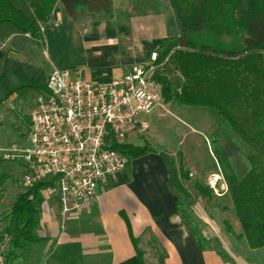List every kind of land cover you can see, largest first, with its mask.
Returning a JSON list of instances; mask_svg holds the SVG:
<instances>
[{"label": "trees", "instance_id": "16d2710c", "mask_svg": "<svg viewBox=\"0 0 264 264\" xmlns=\"http://www.w3.org/2000/svg\"><path fill=\"white\" fill-rule=\"evenodd\" d=\"M74 18L76 10L87 8L95 18L112 19V0H0V40H9L0 71V111L12 96L27 101L46 91L45 70L29 61L22 62L10 52L30 53L39 45L44 28L51 26L57 3ZM174 14L178 35L164 37L158 52L154 80L161 86L165 102L213 109L221 123L212 133L214 156L228 184L241 227L230 235L246 241L247 248H264V0H167ZM173 70L178 74L172 77ZM23 126H14L18 138L25 137L30 116H22ZM24 128V129H23ZM236 137L246 147L245 169L239 174L230 161L229 145ZM112 147L129 160L149 151L148 144L135 146L113 143ZM183 175V174H182ZM0 173V206L4 187L10 179ZM188 179L187 172L183 175ZM36 183L16 194L3 210L0 222L7 228V248L3 264H39L47 237L39 234L41 190ZM179 215L201 250H213L230 264L235 260L219 244L213 246L203 234L204 222L191 208V199L172 185ZM197 193L207 200L212 189L195 183ZM85 220H82L84 222ZM134 243L139 264H145L138 241ZM160 248L156 264H164ZM61 249V247H60ZM75 252V246L69 247Z\"/></svg>", "mask_w": 264, "mask_h": 264}, {"label": "crops", "instance_id": "0c3cea01", "mask_svg": "<svg viewBox=\"0 0 264 264\" xmlns=\"http://www.w3.org/2000/svg\"><path fill=\"white\" fill-rule=\"evenodd\" d=\"M163 4L167 6L161 4L162 15L159 16L160 11L155 10L148 0H112L114 17L121 13L128 19L113 23L114 17H91L82 22V30L70 20L63 7H55L51 26L66 22L73 25L71 32L77 27L83 35L82 43L96 58L88 65L90 67L60 69L93 84L121 78L133 66L145 62L164 37L178 35L172 8L167 0ZM3 53L4 42L0 40V71ZM171 103L160 101L149 113L139 114L138 120L145 122L147 129L129 132L124 143L148 144L151 149L131 158L123 171L99 182L96 198L82 210L85 221L80 222L93 229L70 231L59 228L55 206L52 203L41 206L38 232L47 237L48 242L39 264H139L130 232L139 245L145 239L159 244L165 253L164 264H230L213 250H201L179 215L172 185L184 191L182 158L180 171H175L173 151L149 138L140 143L130 140L131 134L138 136L147 132L154 136L155 133L149 131L153 124L152 114L161 117L165 111L169 112ZM7 240V228L2 225L0 264H3L1 257L7 248ZM72 245L75 252L69 249ZM227 253L237 264H250Z\"/></svg>", "mask_w": 264, "mask_h": 264}, {"label": "built area", "instance_id": "2783aa9c", "mask_svg": "<svg viewBox=\"0 0 264 264\" xmlns=\"http://www.w3.org/2000/svg\"><path fill=\"white\" fill-rule=\"evenodd\" d=\"M157 61L153 50L145 62L104 84L54 66L46 91L34 98L24 140L0 149L4 160L22 164L24 188L46 184L41 206L52 203L60 222L77 218L95 200L99 182L127 167L129 159L112 145L147 129L138 116L162 99L153 78Z\"/></svg>", "mask_w": 264, "mask_h": 264}, {"label": "rangeland", "instance_id": "374dc122", "mask_svg": "<svg viewBox=\"0 0 264 264\" xmlns=\"http://www.w3.org/2000/svg\"><path fill=\"white\" fill-rule=\"evenodd\" d=\"M165 1L148 0L151 5H154L155 10L160 11L159 16L162 15L161 4L167 6L163 4ZM56 5L55 7H59V9L63 7L59 2ZM92 15V12L87 8L80 7L76 10L74 18L68 16L82 30V22L93 17ZM126 19H128V16L117 13L112 20L114 23ZM50 22L52 23V19ZM72 26L64 22L57 26L44 28L39 45L33 47L30 53L23 54L11 51L10 56L22 62L29 61L35 66L43 68L46 76L54 66L59 69H72L78 66L82 67V65H91L96 61V58H93L90 53L92 51L89 48L86 49L85 44L82 43L83 35L81 31L75 26V32H71ZM166 27L169 28V25L166 24ZM6 49H10L9 40L4 41V50ZM158 72L163 73L161 68L156 70V73ZM176 74H178L176 71L171 70L169 76L175 77ZM157 91L161 94L160 85L157 86ZM34 98L35 96L24 101L22 98L12 96L4 103L0 111V149L9 147L12 143H22L25 137L18 138L17 134L13 133L12 128L19 125L23 126L22 116L30 113ZM168 109L169 112L165 111L161 117H154L152 114L153 124L149 131H153L154 136L152 134L148 135L147 132L138 136L131 134L130 140L134 143H140L145 138H149L163 145L164 149L173 151L174 156L172 158L174 159L175 171H180L179 161L182 158L183 170L181 174L184 175L186 172L188 174V179H183L184 191L182 192L191 199L192 210L203 220V234L205 237L211 241L213 246L221 245L227 252L246 263L264 264V248L251 250L247 248L244 239L236 238L226 230L227 224L231 225L235 232H240L241 227L235 213L227 181L214 156V148L211 142V135L221 123V118L209 107L186 106L172 101ZM232 142L235 145H229L230 161L233 167L238 169L239 174H242L246 166L244 158L246 147L236 137L232 138ZM2 154L3 152L0 150V173H8L11 177L4 187L1 210L13 201L16 194L25 189L21 185L22 164L17 161L4 160ZM196 182H201L204 186L212 189L209 200L197 193ZM83 214L81 212L77 218L66 220L65 223L60 222L57 217L59 228L69 229L70 231L93 229L90 227L91 225L84 226V224H80L82 220H85ZM205 220L207 223H205ZM2 225L0 222V226ZM141 243L139 249L143 252L145 264H156L160 252L158 245L151 239H145Z\"/></svg>", "mask_w": 264, "mask_h": 264}]
</instances>
